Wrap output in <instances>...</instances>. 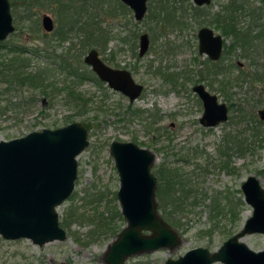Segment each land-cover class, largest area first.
Listing matches in <instances>:
<instances>
[{
	"label": "rangeland",
	"instance_id": "obj_1",
	"mask_svg": "<svg viewBox=\"0 0 264 264\" xmlns=\"http://www.w3.org/2000/svg\"><path fill=\"white\" fill-rule=\"evenodd\" d=\"M15 2L16 9L11 6L15 29L4 43L8 49L23 51L18 56L2 49L0 62L27 65L23 69L36 71L40 77L33 86H20L9 84L0 76V141L75 121L90 127L89 144L76 158L73 192L56 208L59 222L66 219L62 227L66 239L38 246L29 239L6 240L0 236V264H106L104 253L108 244L126 226L122 215L120 219L116 215L117 211L120 213L116 196L119 178L109 154L113 140L133 142L155 153V176L161 166L177 168L180 178L196 192L187 195V206L177 213V221L168 218L180 238L178 246L136 254L123 264H164L167 259H177L197 247L216 252L238 233L252 214V207L244 201L241 184L248 176H254L264 187V125L255 122L259 120L257 110L264 108V35L233 50L231 38L209 24V19L202 15L206 10L196 11L192 0H147V12L139 22L130 9L114 16L101 13V26L109 32L110 39L105 48L96 49L106 64L129 70L134 80L143 85L141 95L131 103L132 109L143 113L131 116L127 98L92 81L80 83L75 91L83 102L88 101L84 110L70 103L63 89L69 84L56 71L58 62L53 63L50 58L64 52L69 44L78 47L79 36L71 34L60 41L57 33L63 28L62 13L72 11L80 1L73 8L49 0L38 1L32 8L26 7L27 0ZM249 2L255 7V15L261 16L257 25L252 23L255 34L264 26H260L264 23V2ZM115 3L116 0H85L81 10L95 15L100 12V5L116 8ZM229 3L232 1L212 0L207 12L224 13L223 6ZM171 6L178 8L180 17L163 10ZM226 9L233 10L230 6ZM155 12L160 13L158 20L153 19ZM44 14L54 20L55 33L42 29ZM233 14L235 28L250 25V17L241 11ZM202 26L212 28L225 40L218 64L224 70L216 75L211 88L197 82L199 70L206 72V57L197 51V31ZM141 33L149 37V48L143 56L138 54ZM40 80H44L43 84ZM196 83L204 84L227 105L226 122L211 128L200 125L203 108L191 89ZM223 164L227 166L222 167ZM204 195L219 198L221 212L217 218L208 207L209 199L201 200ZM114 227L118 232L112 236ZM238 241L254 252L264 250V233L245 234Z\"/></svg>",
	"mask_w": 264,
	"mask_h": 264
},
{
	"label": "water",
	"instance_id": "obj_2",
	"mask_svg": "<svg viewBox=\"0 0 264 264\" xmlns=\"http://www.w3.org/2000/svg\"><path fill=\"white\" fill-rule=\"evenodd\" d=\"M132 12L136 22L147 12V0H119ZM196 6H207L211 0H192ZM46 33L54 30L48 14L41 17ZM9 0H0V42L14 32ZM198 51L216 61L222 52L223 39L207 26L197 31ZM139 56L149 48L147 33L138 37ZM98 79L129 101L136 100L143 91L126 69L107 65L95 48L83 58ZM203 104L199 122L214 127L227 121L228 110L217 96L202 84L193 86ZM264 121V108L257 111ZM88 131L79 121L56 129H42L8 141H0V236L6 240L29 239L42 246L66 239V231L59 224L56 208L72 194L77 177V156L88 146ZM109 154L119 178L117 201L126 222L104 253L106 264H123L133 255L161 248L173 249L180 243L175 230L160 215L155 196L157 184L152 167L155 153L133 142L111 141ZM245 203L252 207L251 216L243 228L228 238L216 252L197 247L177 259L164 264H264V250L254 252L238 239L245 234L264 233V187L254 176L241 184Z\"/></svg>",
	"mask_w": 264,
	"mask_h": 264
},
{
	"label": "trees",
	"instance_id": "obj_3",
	"mask_svg": "<svg viewBox=\"0 0 264 264\" xmlns=\"http://www.w3.org/2000/svg\"><path fill=\"white\" fill-rule=\"evenodd\" d=\"M26 1V0H25ZM27 6L29 8H32L36 5H38V1L43 0H27ZM50 2H59L65 7H72L74 6L75 2L80 3L77 5L75 9L72 11L66 10L64 13H62V23L63 28L57 33L58 40L65 41L69 38V35H76L79 36L81 40H79L78 47H74V44H69L64 52H60L58 55L53 54L50 58L52 59L53 63L58 62L56 71L58 74L60 73L65 77V81L69 84V86H64V91L66 92V96L68 97L70 103H73L78 109L87 107V103L82 101L80 93H76L77 86L84 82V81H92L97 85H100L101 82L97 79L95 74L90 70L89 67L85 66L83 62V56L85 52L91 48H105L106 44L108 43L110 36L109 32L104 29L101 24L102 20L100 17H98L99 14H108L110 16H114L117 14H121L122 12L129 11L128 8L122 4L120 1L116 0V8H109L107 6L100 5V12L98 14H93L92 12H85L81 10L82 5L84 4L85 0H49ZM232 3H229L227 6H230L233 10L227 11V6H223L224 13L222 11L211 15V13H208L207 10L211 6H193V8L197 10H206L202 11V15H204L205 18H208L207 22L209 24H212L217 29L221 31V33L226 36L230 37L232 40L231 49H235L237 46L243 48L246 45H249L252 43V38L257 39L258 37L264 35V26H262L259 30V32L253 34V28L252 23L256 22L257 25V19L261 16H256L257 13L255 12V7L252 6V2H249V0H231ZM264 2V0H262ZM16 2L15 0L10 1V6H12L14 9H16ZM209 5H212L209 4ZM167 11L168 13H171L173 15L179 16V10L175 6H171L169 10L163 9ZM258 10V9H257ZM236 11H241V13L245 14L247 17H250V25L247 27H239L238 29L235 28V24L237 23L236 17L233 14ZM247 11V13L245 12ZM117 12V13H116ZM222 12V13H221ZM167 13V14H168ZM256 13V15H255ZM160 17L159 12H155L153 19L158 20ZM205 21V20H204ZM255 25V26H256ZM264 25L263 24H260ZM64 30V32L62 31ZM56 32V28L53 31V33ZM135 38H137V34H135ZM6 49L13 52V54H16L18 56L21 55L22 49L20 48H9L5 45L4 41L0 42V50ZM54 51V50H53ZM52 51V52H53ZM26 54V52H24ZM49 57V56H48ZM7 62L3 63L0 62V76L5 79V81H8L9 84L16 83L20 86H28V85H35L34 83H37L36 80H39L38 78L39 73L35 72H29L24 67H27V65L22 67V64L16 65L14 62ZM22 63V60H21ZM219 62L206 63L205 66H207V70L212 69L214 70V75H217L218 71H222L223 68L218 66ZM210 67H209V66ZM23 75V76H21ZM41 75V73H40ZM202 77V75H201ZM67 78L69 80L67 81ZM9 79V80H7ZM45 80V79H44ZM44 80H40V84H43ZM174 81V80H170ZM228 81H225L224 84L227 85ZM64 83V81H63ZM28 84V85H27ZM212 84V83H211ZM39 85V84H38ZM7 91L11 89V87L6 88ZM81 109V112H82ZM127 109H131V116H139L143 111L137 109H132V104H128ZM255 115V114H254ZM255 122L258 125H264L263 121L255 120ZM87 130L89 129L90 125L88 123H84ZM237 148V147H236ZM238 151H241V149H238ZM227 164H223L222 167H226ZM156 179L158 181V184L156 185L155 189V196L156 201L158 204V209L160 211V215L162 218L170 225H172V221L170 220V223L168 222V218L170 219H176L177 213H181L185 210L187 204L186 199L187 195L189 193H193V189L189 184H185L178 174V169L173 168L167 169L163 168L162 166L158 169L156 172ZM184 193V194H183ZM196 193V192H195ZM193 193L192 195H194ZM209 199L208 207L213 210L215 216L214 218H217V213L221 212L219 209L220 203L219 198L214 196H203L201 200ZM239 200V198H238ZM229 201V199H228ZM228 201L226 205H228ZM225 208V207H224ZM169 209V211H167ZM223 214H226L224 209L222 208ZM229 214H232V210H228ZM117 217L120 219V213L116 212ZM66 221L63 220L60 222V225L63 227V223ZM100 222H103V219L100 218ZM175 223V222H174ZM170 225V226H171ZM116 227L113 228V234L114 236L118 230H115ZM109 231H112V228ZM106 232L105 234H108ZM112 233V232H111Z\"/></svg>",
	"mask_w": 264,
	"mask_h": 264
},
{
	"label": "flooded vegetation",
	"instance_id": "obj_4",
	"mask_svg": "<svg viewBox=\"0 0 264 264\" xmlns=\"http://www.w3.org/2000/svg\"><path fill=\"white\" fill-rule=\"evenodd\" d=\"M119 1V0H118ZM122 3V2H121ZM211 3H212V0H211ZM210 3V4H211ZM123 4V3H122ZM195 5V4H194ZM196 6V5H195ZM208 6V5H207ZM127 7V6H126ZM202 7V6H201ZM128 8V7H127ZM129 9V8H128ZM145 17V16H144ZM54 21V20H53ZM54 25H55V22H54ZM208 27V26H207ZM54 29H55V27H54ZM212 29V28H211ZM213 30V29H212ZM54 31V30H53ZM52 31V32H53ZM214 31V30H213ZM215 32V31H214ZM215 34H219V33H216L215 32ZM221 37H222V39H223V44H222V52H223V47H224V45H225V40H224V38H223V36L221 35ZM96 49V48H95ZM97 50V49H96ZM197 51H198V40H197ZM222 52H221V56H220V58L218 59V60H216V61H212V60H210L208 57H207V55L206 54H203V55H205V57H206V61H208V62H211V63H215V62H219L220 61V59H221V57H222ZM198 53H199V51H198ZM99 54V53H98ZM200 54V53H199ZM99 57H100V55H99ZM84 58V57H83ZM101 58V57H100ZM102 59V58H101ZM84 62V61H83ZM220 63V62H219ZM85 64V63H84ZM108 65V64H107ZM219 66V65H218ZM111 67V66H110ZM210 67V66H209ZM112 68H115V67H112ZM115 69H124V68H115ZM91 70V69H90ZM127 70V69H126ZM224 70V69H223ZM222 70V71H223ZM92 71V70H91ZM129 71V70H128ZM130 72V71H129ZM218 74L219 73H221V71H218L217 72ZM217 74V75H218ZM201 75H202V77H201ZM96 76V75H95ZM198 76H199V78H198V81L197 82H204L205 84H206V86H209L210 88L212 87V82L215 80V77H216V75H214V70H212V69H209V70H207V66H206V72L205 73H201L200 72V70H199V72H198ZM97 77V76H96ZM97 79H98V77H97ZM99 80V79H98ZM100 81V80H99ZM102 84H104V85H106L107 87H108V85L106 84V83H104V82H102V81H100ZM212 83V84H211ZM196 84H202V83H196ZM196 84H194V85H196ZM193 85V86H194ZM203 86H204V88L208 91V92H210L207 88H206V86L204 85V84H202ZM193 86H192V91H193ZM109 88V87H108ZM111 89V88H110ZM112 90V89H111ZM114 91V90H113ZM115 92H117V91H115ZM194 92V91H193ZM117 93H120V92H117ZM195 93V92H194ZM211 93V92H210ZM121 94V93H120ZM196 94V93H195ZM211 94H213V93H211ZM123 95V94H122ZM197 95V94H196ZM215 95V94H214ZM124 96V95H123ZM217 96V95H216ZM125 97V96H124ZM197 97H198V95H197ZM125 98H127V97H125ZM199 98V97H198ZM128 99V98H127ZM217 99H218V97H217ZM199 100L201 101V99L199 98ZM128 101H129V99H128ZM218 101H219V99H218ZM134 102V101H133ZM220 103H224V102H221V101H219ZM132 102L131 101H129V104H131ZM201 104H202V101H201ZM225 104V103H224ZM226 105V104H225ZM226 107H227V105H226ZM202 108H203V104H202ZM261 109V108H260ZM227 110H228V107H227ZM259 110V109H258ZM257 110V111H258ZM202 113H203V110H202ZM202 115V114H201ZM201 117V116H200ZM259 119V118H258ZM228 120V119H227ZM261 121V120H260ZM226 122V121H225ZM264 122V121H263ZM200 123V122H199ZM224 123V122H223ZM221 124V123H220ZM201 125V124H200ZM219 125V124H218ZM202 126V125H201ZM217 126V125H216ZM204 127V126H203ZM205 128H211V127H205ZM88 131V130H87ZM116 196H117V194H116ZM160 212V211H159ZM121 214V213H120ZM59 224H60V222H59ZM61 226V225H60ZM62 227V226H61ZM64 229V228H63Z\"/></svg>",
	"mask_w": 264,
	"mask_h": 264
}]
</instances>
